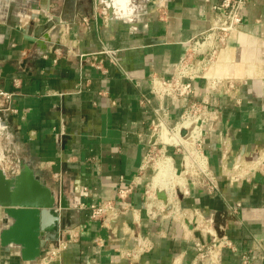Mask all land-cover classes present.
I'll return each mask as SVG.
<instances>
[{
    "label": "crops",
    "instance_id": "crops-1",
    "mask_svg": "<svg viewBox=\"0 0 264 264\" xmlns=\"http://www.w3.org/2000/svg\"><path fill=\"white\" fill-rule=\"evenodd\" d=\"M221 1L113 0L119 21L94 16L104 7L96 0H0V91L14 92L15 110L0 100V169L7 178L26 172L42 180L62 228L77 233L48 264H202L196 242L210 238L194 225L201 222L221 241L220 264H264V176L232 183L220 175L226 161L264 146V0H246L239 30L210 71L236 90L213 93L193 83L194 97L208 98L219 113L202 140L209 176L190 174L173 201L152 202L163 208L154 214L144 196L155 176L146 154L158 105L148 78L172 76ZM166 104L173 127L182 107ZM165 154L186 173L181 154L171 147ZM127 189L118 201L117 191ZM105 201H116L118 217L91 220L89 206ZM8 210L37 211L0 206V264H39L54 240L37 225L2 239L13 224Z\"/></svg>",
    "mask_w": 264,
    "mask_h": 264
},
{
    "label": "built area",
    "instance_id": "built-area-1",
    "mask_svg": "<svg viewBox=\"0 0 264 264\" xmlns=\"http://www.w3.org/2000/svg\"><path fill=\"white\" fill-rule=\"evenodd\" d=\"M245 2L246 0H222L213 5L211 8L213 18L209 31L188 45L186 53L176 63L172 76L169 78L156 74L149 76L150 92L158 105L153 109L154 119L151 122L150 147L146 154L147 164L157 148L162 157H168L165 154V148L171 147L182 153V170L190 166L196 176L203 178L209 176L207 158L202 151V140L206 130L212 125V120L217 119L219 113L211 108L208 98L194 97L193 83L202 81L205 89L213 93L229 94L236 90L233 82L212 74L210 71L216 64L218 51L225 43L227 36L239 30L242 24L241 9ZM93 15H100L106 20V8L101 7L100 9L97 6ZM13 96L14 92L0 91L2 109L15 112L11 107ZM168 100L178 102L182 107L180 119L173 127H169L166 123L169 117V108L166 104ZM185 123L189 124L188 128L183 126ZM254 173L264 176V146L254 149L248 155L241 154L233 160L226 161L220 170V175L232 183H237L242 179L249 180ZM209 180L212 186L214 180L212 175ZM151 190L148 186L144 192L146 201L156 199V191ZM128 193V189L118 190L117 200L124 201ZM147 206L150 214L163 211V208L156 210L150 202ZM119 213L120 209L116 201H105L89 206V218L102 223L115 220ZM194 225L210 238L206 244L196 242L199 260L202 264H220L218 248L221 241L211 231L208 222L194 223ZM56 233V239L45 248L39 264L58 261L68 246L77 238V233L72 230L65 231L60 224L56 228Z\"/></svg>",
    "mask_w": 264,
    "mask_h": 264
},
{
    "label": "water",
    "instance_id": "water-1",
    "mask_svg": "<svg viewBox=\"0 0 264 264\" xmlns=\"http://www.w3.org/2000/svg\"><path fill=\"white\" fill-rule=\"evenodd\" d=\"M97 3L103 5L107 9L108 17L114 20L125 21L117 16L116 6L113 0H96ZM48 25L39 26L37 31L42 28L49 27ZM40 32V31H39ZM35 32L27 39L34 41L37 38ZM155 196L158 200L166 202L167 196L164 191H156ZM54 194L50 192L42 180L30 176L26 172L12 178H7L0 169V206H31L37 211L28 210H8L6 211L9 218L13 220L10 233L2 232V239L10 236L16 237L17 234H29L32 229H37L44 235L45 240H55L57 237L56 231L48 232L49 228H57L61 225V214L52 211L54 207ZM38 215V220L35 215ZM40 245H43L42 242Z\"/></svg>",
    "mask_w": 264,
    "mask_h": 264
},
{
    "label": "rangeland",
    "instance_id": "rangeland-1",
    "mask_svg": "<svg viewBox=\"0 0 264 264\" xmlns=\"http://www.w3.org/2000/svg\"><path fill=\"white\" fill-rule=\"evenodd\" d=\"M178 153L182 155L181 152H178ZM151 157L152 158L149 160L147 165L152 166L153 171H154L153 173L156 175L157 174V168L158 167L160 168L162 165H163V167H164V165H166L165 163L163 164V161H162V158H165V157L164 156L162 157L158 153V148H157L156 151H154V154H152ZM168 164H169V169L172 170V168H174V167L171 166L170 163H168ZM183 171H185L186 173L175 172V170L170 172V173H165V174H167L166 175V180H165L166 185L164 187L160 188L159 190L160 191H164L167 194L168 198H170L171 201L174 200L175 191H177L178 188L182 187L187 182L193 181L192 178H191V175H190V174H194L195 175V172H194L193 168H191L190 166H187V168L185 170H183ZM200 181H203V180L201 179ZM205 182H207V180H205ZM149 187H150V185H149ZM161 189H163V190H161ZM156 199H154V198L153 199H148L147 203L148 202H150V203L156 202Z\"/></svg>",
    "mask_w": 264,
    "mask_h": 264
},
{
    "label": "bare ground",
    "instance_id": "bare-ground-1",
    "mask_svg": "<svg viewBox=\"0 0 264 264\" xmlns=\"http://www.w3.org/2000/svg\"><path fill=\"white\" fill-rule=\"evenodd\" d=\"M188 125H189L188 123H185L183 126L188 128L189 127ZM162 161H163V164L165 163L166 165H164L165 168L163 167L162 164H161L162 166L160 165L161 166L160 168L159 167L157 168V174L154 176V178L151 182V185H150V188L153 191L159 190L160 188H162L166 185L165 180H166L167 174H165V173H170V172L174 171V168H172V170L169 169L168 163H170V165L173 166L171 164L172 162H171L170 157L162 158ZM161 190H163V189H161Z\"/></svg>",
    "mask_w": 264,
    "mask_h": 264
}]
</instances>
